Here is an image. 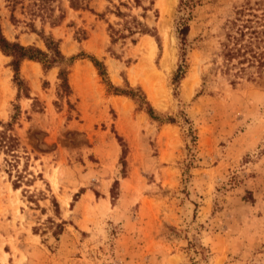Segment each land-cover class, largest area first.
<instances>
[{"label":"rangeland","instance_id":"1","mask_svg":"<svg viewBox=\"0 0 264 264\" xmlns=\"http://www.w3.org/2000/svg\"><path fill=\"white\" fill-rule=\"evenodd\" d=\"M248 4L264 10V0H88L79 10L0 0L8 40L45 50L43 35L79 55L69 89L58 67L24 60L19 90L0 51V130L11 122L19 140L15 163L0 153V264H264V75L234 76L221 54ZM145 36L156 48L147 58Z\"/></svg>","mask_w":264,"mask_h":264},{"label":"trees","instance_id":"2","mask_svg":"<svg viewBox=\"0 0 264 264\" xmlns=\"http://www.w3.org/2000/svg\"><path fill=\"white\" fill-rule=\"evenodd\" d=\"M71 8L75 10L88 9V0H68ZM181 6L192 7L191 0H180ZM256 5H259L257 2ZM120 13V12H119ZM229 29L225 35V40L222 45V57L226 64V70L235 68L234 76L248 74H257L258 76L264 75V10L258 12L254 6L248 4V6L241 7L236 10L235 17L229 21ZM139 32L149 33L146 29ZM188 32V25L183 23L179 28L178 35L181 40V44L184 45L185 36ZM43 39L45 50L35 45H22L18 41L8 40L2 31L0 24V51L5 56L11 58L9 65L14 73V81L20 90L21 80L18 76L20 64L24 60H32L39 62L44 71L49 70L52 67H58V79L60 80V87L64 90L69 89L68 74L69 67L79 57V55L66 57L60 50L59 41L52 37L41 36ZM182 53L184 47H181ZM87 58L93 63L94 67L98 70L101 76H105L103 64L96 58L87 56ZM184 76V70L181 64H179L173 80L178 81ZM114 94H121L131 97L133 96L117 87L112 86ZM142 109V108H141ZM145 112L154 120L157 117L154 116L153 109L148 104V108ZM14 118V116L12 117ZM172 122V120H170ZM12 123L7 122L3 124V129L0 130V153H4L6 156L12 157L15 163V157L18 158L17 148L19 140L14 133H11ZM118 141L122 145V138L117 135ZM124 150V149H123ZM122 150V152H123ZM122 159V157H121ZM6 160V159H5ZM7 161V160H6ZM9 166L16 169V180L13 182L15 188L19 187L20 179L23 177L15 164L8 162ZM124 163V162H122ZM117 180L114 181L111 188V196L113 195V188L116 186ZM57 207V202H54ZM53 223V222H52ZM64 223V222H63ZM57 227H62L60 224H56ZM58 233V232H56Z\"/></svg>","mask_w":264,"mask_h":264},{"label":"bare ground","instance_id":"3","mask_svg":"<svg viewBox=\"0 0 264 264\" xmlns=\"http://www.w3.org/2000/svg\"><path fill=\"white\" fill-rule=\"evenodd\" d=\"M140 48H141V52H142V55L145 56L146 58L149 56H153L154 54V51H155V42L154 40L149 37V36H145L144 39L142 40V42L139 44ZM2 56L1 52H0V57ZM168 56V52L165 53V58ZM168 59V58H167ZM146 60V59H144ZM148 63V62H147ZM150 63V62H149ZM90 68H92L91 65H89ZM139 67V66H138ZM137 67V68H138ZM140 68V67H139ZM142 68V66H141ZM85 70V69H84ZM131 79L133 82H135L138 78H139V72L138 74L137 73H131ZM113 80L114 82H118V78L116 76V70L113 71ZM144 86H145V89L147 90L148 92V95L150 97V99L152 100V102L159 106L161 103L159 102V99H158V94H157V90L155 89L154 86H152L149 82L147 81H144ZM118 108H120L121 106L117 105ZM121 109V108H120ZM17 192V190H15Z\"/></svg>","mask_w":264,"mask_h":264},{"label":"crops","instance_id":"4","mask_svg":"<svg viewBox=\"0 0 264 264\" xmlns=\"http://www.w3.org/2000/svg\"><path fill=\"white\" fill-rule=\"evenodd\" d=\"M88 62H90V63L92 64V66L94 67V65H93V63H92L91 61H88ZM88 62H87V63H88ZM117 76H118V78H119L120 80H119V82H117V83H114V82H113V84H114L115 86L120 87V86L123 84L124 79H123L122 75L119 73V71L117 72ZM111 79H112V78H111ZM125 79L127 80V83H129V85H132V83L130 82V80H129V82H128V79H127L126 77H125ZM113 97L116 98V99H120L122 102H127L126 99H122V98H128V96H126V95H121V94H115V95H113ZM128 99H129V98H128Z\"/></svg>","mask_w":264,"mask_h":264}]
</instances>
